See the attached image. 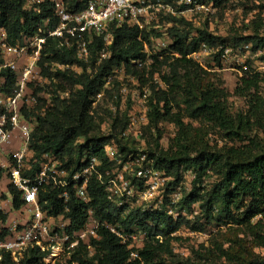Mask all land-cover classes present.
Segmentation results:
<instances>
[{"label":"trees","instance_id":"16d2710c","mask_svg":"<svg viewBox=\"0 0 264 264\" xmlns=\"http://www.w3.org/2000/svg\"><path fill=\"white\" fill-rule=\"evenodd\" d=\"M64 1L69 8L79 10L89 0ZM210 1L213 7L221 8L229 0ZM163 2L172 4L173 0ZM188 8L182 4L179 10ZM166 18L169 28L163 34L169 46L158 53L150 54L146 49V44L149 47L152 42V29L140 30L128 25L112 26L113 39L107 47V57H102L106 48L103 38L95 37L89 44L87 61L78 57L75 46H63L59 38L48 37L41 66L43 74L51 81L52 102L49 107H44L46 100L39 99L43 103L31 110L24 109V114L31 120L35 118L30 145L36 159L48 153L58 158L71 176L96 158L99 161L97 169L106 181L114 176L113 167L122 166L108 158L104 150L107 144L117 145L119 158L124 162L128 161L127 156L138 152L139 141L133 135L123 136L130 123L129 110L122 115L120 111L110 113L109 130L103 131L105 119L94 106L98 94L102 93L106 98L112 95L113 88L121 85L115 69H124L125 75L137 80L140 89L147 88L149 92L145 127L155 131V135L152 133L155 137L153 142L148 141L145 149L148 159L164 176L171 178L169 188L183 181L184 172H194L193 190L181 194L179 204L190 210L198 203L200 214L191 219L182 213L174 215L163 207L131 208L127 202L119 205L117 200L109 198L106 185L96 173L92 174L88 185L91 197L88 203L77 196L73 184L66 187L69 199L65 202L60 197L64 188L46 183L40 189V204L49 214L62 215L69 220L68 233L85 228L91 215L100 223L97 238L67 250L56 264H209L180 259L174 253L172 241L183 226L204 232L211 223L240 226L242 232L251 237L254 246L264 247V140L259 132L264 129V97L260 93L264 72L252 65L245 67L234 93L247 100L248 108L233 112L229 106L230 93L194 58L204 45L217 47L224 45L225 39L213 33L208 23L197 26L178 14ZM253 22L255 33L237 37L236 44H253L255 49L264 44V37H259L262 23ZM57 25L58 18L51 4H44L39 12L28 8L26 0H0V28L7 29L11 43H18L22 34L30 37L41 33L40 29L41 34L46 35ZM153 31L157 32L156 27ZM220 55L221 51L216 54L217 58ZM135 60L143 61L144 66L134 64ZM47 62L66 67L52 70L51 64L45 65ZM2 63L0 51V65ZM0 76L6 77L2 90L11 94L16 73L2 68ZM35 91L38 93L40 88ZM166 122L178 129L168 148L160 144V125ZM212 133H219L224 141L222 145L211 144L209 136ZM33 167L25 174L34 176L39 170L38 161ZM206 176H215L216 180L210 190L202 194L199 184ZM8 188L12 194V208L19 210L23 205L20 191L13 185ZM0 216L7 221L8 215L0 212ZM108 224L115 226L121 234H127V240L112 232ZM136 230L145 235L142 246L132 242L131 236ZM51 251L52 247H31L20 261L3 251L0 263L46 264L45 258ZM220 251L221 256L240 264H264V256L251 255L243 244L235 252L223 246Z\"/></svg>","mask_w":264,"mask_h":264},{"label":"built area","instance_id":"2783aa9c","mask_svg":"<svg viewBox=\"0 0 264 264\" xmlns=\"http://www.w3.org/2000/svg\"><path fill=\"white\" fill-rule=\"evenodd\" d=\"M185 3L189 7L193 5L207 13L212 11L213 8L211 2L207 0H186ZM44 4H51L54 15L58 18L56 28L48 31L46 35L41 34V29V33H36L30 37L22 34V39L14 44L9 41L7 29L5 27L0 28V51L3 59L0 71L2 68L10 69L17 76L11 94L2 90L6 77L0 76V107L2 108L0 112V172H2L1 177L3 173H6L10 185L20 191L23 201V205L17 210L18 213L22 214L23 219H12L10 224L8 220L6 222L5 227L8 234L0 239V261L3 251L9 252L15 261H20L24 253L31 247L40 246L42 249L58 247L61 251L64 249L66 252L76 247L80 242L89 244L92 238L98 237L97 229L100 223L96 218L92 227H89L87 223L85 228L72 234L66 231L70 223L68 219L66 225L60 224L54 227L55 219L64 216L51 215L42 208L39 193L41 187L46 183H52L55 187H63L64 191L60 197L65 202L69 199L66 187L73 184L77 196L88 203L91 198L88 185L92 174L96 173L102 179V183L106 185L109 198L117 200L119 205L134 197L145 200L157 198L158 204H161L163 202V197L160 195L161 189L168 180V177L154 167L153 161L148 159V151L140 145L137 146L138 152L130 156L123 167L124 170L129 169L133 172L138 183L128 179L123 172L112 175L104 181L97 169L99 161L96 158L92 159L89 166L70 176L69 172L62 168L58 158L48 153L40 158L42 161L35 158L30 145L34 126L24 114V109L31 110L38 105L35 89L39 86L44 88L43 92L47 95L44 107H49L52 102L51 81L49 77L43 74L41 66L43 50L48 37L59 38L63 46H75L78 57L85 61L90 56L89 44L93 42L95 37H102L106 45L102 57H107V54H109L107 47L113 39L111 32L113 25H128L138 27L140 30L149 29L157 18L155 11L164 6L170 8V4L164 3L163 0H89L81 9L74 10L69 8L64 0H26L28 8L36 9L39 12ZM163 46L167 48L169 43L164 42ZM249 46V44H246L244 47L248 48ZM146 49L149 51L147 44ZM133 62L140 67L144 66V62L141 60ZM49 64L52 65V70L66 67V65L56 62H47L45 65L49 66ZM124 92H127V88H124ZM29 96L35 103L34 107L27 105L30 100ZM101 97H103V94H98L97 100ZM147 97L148 89L144 88L143 100L145 105L143 106L144 115L142 117L144 124L148 122ZM33 119L35 123V118ZM133 125H135V120L130 117L129 126L123 132V136L133 135L136 140H139L142 130L140 127L137 131L134 130V135L132 133ZM17 129L22 136L21 147L14 152L7 153L3 150V146L12 141L14 132ZM104 150L111 161L122 162L116 144L109 143ZM37 161L39 170L35 172L34 176L25 174L34 169V163ZM140 182H143L142 187ZM6 193L8 194V201L12 203V194L9 188ZM1 196L2 192L0 191V198ZM170 196L172 203L179 201L181 197L180 193H174ZM1 205L2 202H0ZM92 217L91 215L88 222L93 219ZM20 225H22V228H20ZM107 227L112 232L120 235L124 241L127 240L128 235L121 234L115 226L108 224ZM131 237L133 238L134 234Z\"/></svg>","mask_w":264,"mask_h":264},{"label":"rangeland","instance_id":"374dc122","mask_svg":"<svg viewBox=\"0 0 264 264\" xmlns=\"http://www.w3.org/2000/svg\"><path fill=\"white\" fill-rule=\"evenodd\" d=\"M186 0H173L170 4V8L164 6L159 10H156L157 18L153 22L149 29H152V42L149 45V53H158L166 49L163 46L164 42L168 39L163 34L169 28V23L166 17L170 14L184 15L188 19L192 20L195 25H205L208 23L210 30L218 36L225 39V44H219L217 47L203 46L200 51L194 54V58L197 59L206 69L211 71L215 75V80L217 83L230 93L229 96V106L233 112H238L240 110H247V100L245 98L235 95L234 90L243 76V71L247 65H252L258 71L264 72V44H261L257 49L254 48L253 44H249L248 48L244 47L246 43H235L237 37L245 35H253L255 33V23L253 21H258L262 23L261 28H259V37H264V0H229L228 3L222 5L221 8L213 7L212 11L206 12L203 9L196 8L191 5L188 9L180 11L179 8ZM211 2L210 0H207ZM170 9V10H169ZM156 27L157 32L153 31ZM257 35V34H256ZM168 48V47H167ZM228 49V51H227ZM221 51V55L217 58L216 54ZM108 56V54H107ZM104 58V57H103ZM76 70L80 71V68L75 67ZM116 77H118L121 85L117 88H113L112 95L106 98L101 97L96 101L94 105L99 111L100 116L105 119L102 124V130L108 131L111 123L110 113L115 114L120 111L121 115L129 110V115L135 120V125H133L132 133L134 130L137 131L140 127L142 130V135L139 137V145L146 149L148 141L153 142L155 131L146 130L145 124L143 123L144 115V105L143 100L144 90L140 89L137 85V80L132 76L125 75L124 69L115 70ZM40 91L36 93L38 97V105L43 102L39 99L46 100L47 95L44 93V88L41 86ZM36 88V89H37ZM124 88H127V92H124ZM261 95L264 97V83L260 89ZM149 95V92H148ZM30 98V96H29ZM46 105V102H44ZM27 105L34 107L35 103L30 98ZM37 105V106H38ZM36 106V107H37ZM184 107V106H182ZM2 108L0 107V112ZM29 119V118H28ZM31 120V119H29ZM30 123L35 126L34 119ZM195 125H198L195 123ZM162 132V137L160 139V144L164 148H168L170 143L175 139L177 134V127L169 122L160 125ZM260 136L264 140V129H260ZM152 133L154 135H152ZM135 135V134H134ZM211 144L218 143L223 144V139L220 137L219 133H212L209 136ZM131 155L127 156L129 158ZM42 161V159H40ZM122 166L113 167L115 170L113 172L116 175L119 172H123L126 177L130 178L134 182V174L129 169L124 170V165L126 161L117 162V164ZM183 181L179 185L173 187H168V181L161 189L160 195L163 197V202L158 204L157 198L151 200H145L140 197H134L126 201L129 206L132 207H143L144 209H156L163 207L168 209L174 215L182 213L188 218L194 219L200 214V204L196 203L192 205L190 210L185 206L180 205V201L172 203L170 199L172 194L189 193L193 190L195 174L192 171H187L183 173ZM216 180L215 176H206L203 183H200L202 194L210 190L212 183ZM137 179H136V181ZM4 187L0 188L2 196L0 202L1 212L4 215L6 211H11L9 208L12 203L8 200V194L6 193L10 185L9 177L6 176ZM169 189V190H168ZM169 191V193H168ZM11 195L9 194V198ZM11 200V198H10ZM12 219L22 218L21 213L14 212ZM91 221L88 222V226L92 227L94 225L95 217H92ZM8 220V219H7ZM10 220V219H9ZM7 221L0 218V239L8 234L5 232L7 229L5 227ZM12 220L9 221V224ZM65 217H59L54 221V227L56 225H63L67 223ZM22 228V225H20ZM7 231V230H6ZM176 237L172 241V246L174 248V253L178 255L180 259H189L194 262H207L209 264H240L237 261L229 260L226 256H221L220 246L224 249H229V251L235 252L239 249V245L243 244L244 247L253 254H259L264 256V247L254 246L250 236L242 232V228L237 225L225 224L217 225L216 223H211L207 226V230L204 232H195L190 227L183 226L178 232L174 234ZM144 233L136 230L132 242L135 246H142L144 243ZM241 249V248H240ZM55 248H52L51 254L45 258L46 264H56L59 258L64 255V249L58 253L57 256L52 257Z\"/></svg>","mask_w":264,"mask_h":264},{"label":"crops","instance_id":"0c3cea01","mask_svg":"<svg viewBox=\"0 0 264 264\" xmlns=\"http://www.w3.org/2000/svg\"><path fill=\"white\" fill-rule=\"evenodd\" d=\"M21 144H22V136H21L20 131L17 129L14 132V137H13L12 141L10 143L5 144L3 146V150L5 152H7V153H11V152H14V151L18 150L21 147ZM5 179H6V173H3V175H2V177L0 179V188L4 187ZM9 210L12 211L13 209L10 207ZM11 211H9V212L7 211L8 222L10 220H12V215H14V213L11 212ZM14 212L18 213L17 210H14Z\"/></svg>","mask_w":264,"mask_h":264},{"label":"bare ground","instance_id":"6f19581e","mask_svg":"<svg viewBox=\"0 0 264 264\" xmlns=\"http://www.w3.org/2000/svg\"><path fill=\"white\" fill-rule=\"evenodd\" d=\"M59 252H60V248L56 247L53 254H52V257L57 256Z\"/></svg>","mask_w":264,"mask_h":264}]
</instances>
